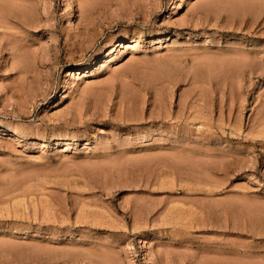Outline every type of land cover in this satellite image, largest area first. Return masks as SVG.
Wrapping results in <instances>:
<instances>
[{
  "label": "rangeland",
  "instance_id": "1",
  "mask_svg": "<svg viewBox=\"0 0 264 264\" xmlns=\"http://www.w3.org/2000/svg\"><path fill=\"white\" fill-rule=\"evenodd\" d=\"M0 5V264H264V0Z\"/></svg>",
  "mask_w": 264,
  "mask_h": 264
},
{
  "label": "bare ground",
  "instance_id": "2",
  "mask_svg": "<svg viewBox=\"0 0 264 264\" xmlns=\"http://www.w3.org/2000/svg\"><path fill=\"white\" fill-rule=\"evenodd\" d=\"M3 5H4V4H3ZM3 5H0V6H2L1 8H2L3 11L5 12V15L7 14V15L4 16V17H7V16H9V15H10V17H11V15L13 14V12L10 11V10H12L13 8L9 10V8H7L6 5H5L4 7H3ZM9 7H10V6H9ZM13 7H14V6H13ZM18 9H19V8H18ZM8 11H9V13H8ZM1 12H2V11H1ZM10 13H11V14H10ZM21 13H22V12H21ZM2 14H4V13H2ZM15 14H16V13H15ZM13 15H14V14H13ZM2 17H3V16H2ZM2 17H1V20L3 19ZM13 17H14V16H13ZM25 17H26V16H25ZM22 18H23V17H22ZM6 19H8V18H6ZM13 19H14V18H11V20L9 19L10 22H11ZM9 20H7V21L3 20V21H0V22H2V23H3V22H5V23L8 22V23H9ZM9 24H10V23H9ZM6 25H7V23H6Z\"/></svg>",
  "mask_w": 264,
  "mask_h": 264
}]
</instances>
